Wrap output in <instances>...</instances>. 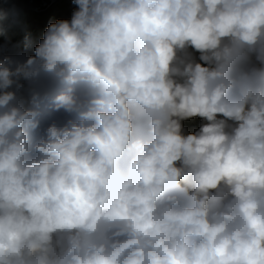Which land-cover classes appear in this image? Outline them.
I'll return each instance as SVG.
<instances>
[{
	"label": "clouds",
	"instance_id": "1",
	"mask_svg": "<svg viewBox=\"0 0 264 264\" xmlns=\"http://www.w3.org/2000/svg\"><path fill=\"white\" fill-rule=\"evenodd\" d=\"M72 3L0 42V264H264V0Z\"/></svg>",
	"mask_w": 264,
	"mask_h": 264
},
{
	"label": "rangeland",
	"instance_id": "2",
	"mask_svg": "<svg viewBox=\"0 0 264 264\" xmlns=\"http://www.w3.org/2000/svg\"><path fill=\"white\" fill-rule=\"evenodd\" d=\"M75 7L72 0H57L46 13H32L17 8L1 9L6 16L0 20V42L22 46L24 36L31 34L33 43H38L50 22L70 19Z\"/></svg>",
	"mask_w": 264,
	"mask_h": 264
},
{
	"label": "water",
	"instance_id": "3",
	"mask_svg": "<svg viewBox=\"0 0 264 264\" xmlns=\"http://www.w3.org/2000/svg\"><path fill=\"white\" fill-rule=\"evenodd\" d=\"M57 0H0V9L16 7L27 12L40 13Z\"/></svg>",
	"mask_w": 264,
	"mask_h": 264
},
{
	"label": "trees",
	"instance_id": "4",
	"mask_svg": "<svg viewBox=\"0 0 264 264\" xmlns=\"http://www.w3.org/2000/svg\"><path fill=\"white\" fill-rule=\"evenodd\" d=\"M200 124V121L198 118L193 119L191 121H186L185 122V127L189 130V131H193L195 130Z\"/></svg>",
	"mask_w": 264,
	"mask_h": 264
},
{
	"label": "bare ground",
	"instance_id": "5",
	"mask_svg": "<svg viewBox=\"0 0 264 264\" xmlns=\"http://www.w3.org/2000/svg\"><path fill=\"white\" fill-rule=\"evenodd\" d=\"M54 4V3H53ZM53 4H51V6L53 5ZM51 6H49L47 9H45V10H43V11H45V13L49 10L50 11V8H51ZM11 8H16V7H11ZM10 8V9H11ZM3 9H9V8H3ZM1 10V9H0Z\"/></svg>",
	"mask_w": 264,
	"mask_h": 264
}]
</instances>
